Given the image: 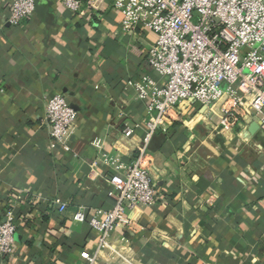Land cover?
I'll return each instance as SVG.
<instances>
[{
    "label": "crops",
    "instance_id": "crops-1",
    "mask_svg": "<svg viewBox=\"0 0 264 264\" xmlns=\"http://www.w3.org/2000/svg\"><path fill=\"white\" fill-rule=\"evenodd\" d=\"M10 2L0 0V221L13 211L17 232L0 264H85L81 253L97 250L98 235L75 215L112 207L107 155L129 162L138 154L144 127L133 137L123 130L141 124L146 109L128 84L150 73L154 34L125 31L110 0L83 15L62 0H36L19 26L8 22ZM55 93L77 111L67 148L45 120ZM181 108L149 145L157 203L114 231L124 256L107 248L98 264H264V128L252 133L246 117L223 129L217 111Z\"/></svg>",
    "mask_w": 264,
    "mask_h": 264
},
{
    "label": "built area",
    "instance_id": "built-area-1",
    "mask_svg": "<svg viewBox=\"0 0 264 264\" xmlns=\"http://www.w3.org/2000/svg\"><path fill=\"white\" fill-rule=\"evenodd\" d=\"M103 0H62L64 8L83 15ZM119 12L125 31L142 28L154 34L145 67L150 73L129 81L137 99L144 102L141 124L126 125L123 134L133 137L144 127L136 157L125 162L119 154L107 155L112 168L108 196L113 205L87 215L79 210L76 221H88L98 235L95 252L85 250V264H98L99 255L111 248L119 259L126 247L112 243L114 231L134 225L131 214L151 207L159 193L146 166L154 135L166 131L180 117L182 106L199 105L202 113L218 112L219 125L239 129L246 117L259 118L264 128V0H110ZM36 0H11L8 22L19 26L35 13ZM52 138L68 147L77 111L68 97L55 93L45 106ZM98 148L101 141L94 142ZM61 211L67 203L57 200ZM17 226L13 211L0 221V256L13 252Z\"/></svg>",
    "mask_w": 264,
    "mask_h": 264
},
{
    "label": "water",
    "instance_id": "water-1",
    "mask_svg": "<svg viewBox=\"0 0 264 264\" xmlns=\"http://www.w3.org/2000/svg\"><path fill=\"white\" fill-rule=\"evenodd\" d=\"M73 108H74V106H73ZM258 129H260L259 118L258 117H255L254 118V122H253L250 130H251L252 133H255Z\"/></svg>",
    "mask_w": 264,
    "mask_h": 264
}]
</instances>
